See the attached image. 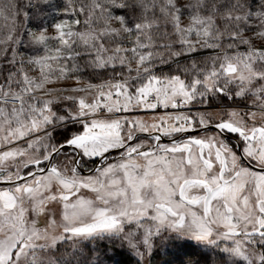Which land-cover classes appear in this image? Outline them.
Masks as SVG:
<instances>
[{"label":"snow or ice","instance_id":"obj_1","mask_svg":"<svg viewBox=\"0 0 264 264\" xmlns=\"http://www.w3.org/2000/svg\"><path fill=\"white\" fill-rule=\"evenodd\" d=\"M0 264H264V0H0Z\"/></svg>","mask_w":264,"mask_h":264},{"label":"trees","instance_id":"obj_2","mask_svg":"<svg viewBox=\"0 0 264 264\" xmlns=\"http://www.w3.org/2000/svg\"><path fill=\"white\" fill-rule=\"evenodd\" d=\"M195 243H196V242H192V241H191V242H190V246H191V245H194Z\"/></svg>","mask_w":264,"mask_h":264},{"label":"rangeland","instance_id":"obj_3","mask_svg":"<svg viewBox=\"0 0 264 264\" xmlns=\"http://www.w3.org/2000/svg\"><path fill=\"white\" fill-rule=\"evenodd\" d=\"M192 242H195V241H192Z\"/></svg>","mask_w":264,"mask_h":264}]
</instances>
